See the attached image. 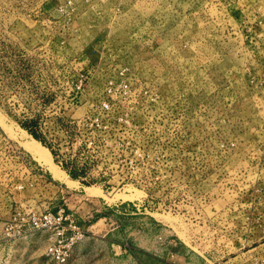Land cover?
I'll list each match as a JSON object with an SVG mask.
<instances>
[{
	"label": "rangeland",
	"instance_id": "rangeland-1",
	"mask_svg": "<svg viewBox=\"0 0 264 264\" xmlns=\"http://www.w3.org/2000/svg\"><path fill=\"white\" fill-rule=\"evenodd\" d=\"M0 112L79 183L0 126V264H264V0H0Z\"/></svg>",
	"mask_w": 264,
	"mask_h": 264
},
{
	"label": "built area",
	"instance_id": "built-area-1",
	"mask_svg": "<svg viewBox=\"0 0 264 264\" xmlns=\"http://www.w3.org/2000/svg\"><path fill=\"white\" fill-rule=\"evenodd\" d=\"M66 168L68 170L77 168L79 172L85 173L82 176L88 175L86 166H78L75 160L66 161ZM29 222L33 230L52 234L54 241L47 250V257L58 264H68L74 257L76 247L84 239L81 228L70 220L64 210H60L56 214H41L39 217L32 218Z\"/></svg>",
	"mask_w": 264,
	"mask_h": 264
},
{
	"label": "bare ground",
	"instance_id": "bare-ground-1",
	"mask_svg": "<svg viewBox=\"0 0 264 264\" xmlns=\"http://www.w3.org/2000/svg\"><path fill=\"white\" fill-rule=\"evenodd\" d=\"M0 126L11 136L19 141L23 149L29 153L32 158L43 168H46L49 173L52 174L53 178L66 184L70 188H75L79 185L78 182L71 180L67 173L61 169L53 160V156L49 149L44 147L40 142L32 138L27 131L20 129V133H16L12 125H8L6 117L0 112ZM21 128V127H20ZM17 130V129H16ZM30 138V139H29ZM14 140V139H13ZM81 187V186H80ZM75 190V189H74ZM86 192L89 196H98L104 194L99 188L96 187H86ZM84 190V191H85ZM104 196V195H103ZM106 196V195H105ZM132 197V196H131ZM107 198V197H106ZM111 199V198H110ZM106 200V199H105ZM118 200V199H117ZM116 200V201H117ZM110 202V201H109ZM113 202V201H112Z\"/></svg>",
	"mask_w": 264,
	"mask_h": 264
},
{
	"label": "trees",
	"instance_id": "trees-1",
	"mask_svg": "<svg viewBox=\"0 0 264 264\" xmlns=\"http://www.w3.org/2000/svg\"><path fill=\"white\" fill-rule=\"evenodd\" d=\"M20 126L25 129L32 137H34V139H36L37 141L41 142L42 145H44V147L46 145V143L44 142V140L42 139V137L38 134V123L36 121L30 120L27 122H20L19 123ZM69 175L73 178V179H77L79 178V176L84 175V172H79V170L77 168H73L72 170H68Z\"/></svg>",
	"mask_w": 264,
	"mask_h": 264
},
{
	"label": "crops",
	"instance_id": "crops-1",
	"mask_svg": "<svg viewBox=\"0 0 264 264\" xmlns=\"http://www.w3.org/2000/svg\"><path fill=\"white\" fill-rule=\"evenodd\" d=\"M76 250H77V249H76ZM76 254H77V252H75L74 257L76 256ZM74 257H73V258H74ZM73 258H72V259H73ZM72 259H71V260H72Z\"/></svg>",
	"mask_w": 264,
	"mask_h": 264
}]
</instances>
